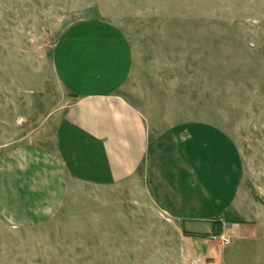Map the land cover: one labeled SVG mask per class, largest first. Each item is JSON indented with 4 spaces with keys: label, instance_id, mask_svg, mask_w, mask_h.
I'll list each match as a JSON object with an SVG mask.
<instances>
[{
    "label": "rangeland",
    "instance_id": "obj_1",
    "mask_svg": "<svg viewBox=\"0 0 264 264\" xmlns=\"http://www.w3.org/2000/svg\"><path fill=\"white\" fill-rule=\"evenodd\" d=\"M74 28L124 37L121 94L152 133L189 125L190 195L236 182L219 135L238 191L211 221H176L140 178L95 188L31 156L21 188L58 189V209L16 226L0 208V264H264V0H0V158L52 149L70 103L53 52Z\"/></svg>",
    "mask_w": 264,
    "mask_h": 264
},
{
    "label": "crops",
    "instance_id": "obj_2",
    "mask_svg": "<svg viewBox=\"0 0 264 264\" xmlns=\"http://www.w3.org/2000/svg\"><path fill=\"white\" fill-rule=\"evenodd\" d=\"M53 66L70 103L58 124L52 149L29 151L23 147L0 158V191L6 192V196L0 195V208L16 226L45 221L47 214L58 209V189L55 200L49 190L41 196L21 188L31 175V168L26 169L30 162H26L28 166L24 163L31 156L36 166H54L55 177L59 171L67 179L95 188L140 178L151 201L176 221H211L217 218L218 208H228L239 186L232 147L219 135L227 147L226 157L237 163L236 182L226 179L218 196L205 192L190 195L189 190L197 185L189 165L196 156L189 150L195 137L189 125L152 133L144 116L122 96L132 54L120 33L74 28L57 41Z\"/></svg>",
    "mask_w": 264,
    "mask_h": 264
}]
</instances>
